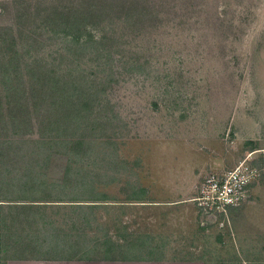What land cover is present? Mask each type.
Segmentation results:
<instances>
[{
	"label": "rangeland",
	"instance_id": "374dc122",
	"mask_svg": "<svg viewBox=\"0 0 264 264\" xmlns=\"http://www.w3.org/2000/svg\"><path fill=\"white\" fill-rule=\"evenodd\" d=\"M63 1L0 0L3 250L264 264V0H154L95 47ZM242 164L240 205L200 204Z\"/></svg>",
	"mask_w": 264,
	"mask_h": 264
},
{
	"label": "trees",
	"instance_id": "16d2710c",
	"mask_svg": "<svg viewBox=\"0 0 264 264\" xmlns=\"http://www.w3.org/2000/svg\"><path fill=\"white\" fill-rule=\"evenodd\" d=\"M152 1L154 0H127V3L118 2V0L63 1L62 3H72L69 6L61 4L50 12L49 10L46 11L44 21L50 29L60 27L62 30L65 29L66 32L72 31L70 35L73 39L85 44L92 43V46L95 47L99 42H104L109 36H113V34L104 32L97 38L91 30L93 24H109L113 30L117 28L115 21L118 17L121 19L129 18L128 20H131L130 17L135 16V25L143 27V25L138 24L137 10L144 12L145 15L163 11V8L159 9L158 6H156V9L152 7Z\"/></svg>",
	"mask_w": 264,
	"mask_h": 264
},
{
	"label": "crops",
	"instance_id": "0c3cea01",
	"mask_svg": "<svg viewBox=\"0 0 264 264\" xmlns=\"http://www.w3.org/2000/svg\"><path fill=\"white\" fill-rule=\"evenodd\" d=\"M0 189V264H166V258L150 257V259H117L116 256L96 257L85 255V252L75 253L66 250L61 253H42V252H19L12 249L6 251L2 247V234L4 226H8V212L11 205H20L18 202H11L4 199ZM11 243L14 245L12 239ZM15 247V245L13 246ZM100 258V259H99ZM115 258V259H112Z\"/></svg>",
	"mask_w": 264,
	"mask_h": 264
},
{
	"label": "built area",
	"instance_id": "2783aa9c",
	"mask_svg": "<svg viewBox=\"0 0 264 264\" xmlns=\"http://www.w3.org/2000/svg\"><path fill=\"white\" fill-rule=\"evenodd\" d=\"M254 168L248 165L237 166L222 174H212L201 187V196L197 197L200 204H207L220 214L240 205L247 191V183L255 174Z\"/></svg>",
	"mask_w": 264,
	"mask_h": 264
}]
</instances>
